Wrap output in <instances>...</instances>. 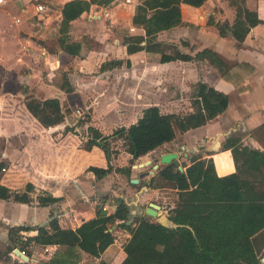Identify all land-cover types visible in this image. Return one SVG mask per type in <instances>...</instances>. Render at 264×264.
I'll list each match as a JSON object with an SVG mask.
<instances>
[{"label": "crops", "instance_id": "1", "mask_svg": "<svg viewBox=\"0 0 264 264\" xmlns=\"http://www.w3.org/2000/svg\"><path fill=\"white\" fill-rule=\"evenodd\" d=\"M27 1H0V183L20 190L27 182L32 183L29 201L0 197V240L8 241L11 225L23 228L20 236L24 248L14 247L28 259L18 258L14 247L10 251L12 258L27 264H53V258L76 248L78 237L69 239L74 242L69 249L65 244L37 241V226L47 225L51 216L57 217L61 227L73 231L101 208L111 212L117 197L130 205L131 212L144 215L145 207L153 201L165 213L161 209L167 189H173L176 197L171 206L178 205L176 200L182 193L179 189L148 185L151 174L145 172L144 166L133 165L126 126L150 103L162 111H178L165 109L159 97H152L155 92L162 94L167 104L183 103L179 101L183 99L184 110L191 109L190 97L198 80L228 95L221 112L163 142L173 145L164 151H177L175 159H185L188 164L193 154L211 156L216 172L223 174L235 170L230 148L222 147L227 137L261 149L250 132L264 123V0H244L263 20L250 26L241 41L230 33L220 34L215 25L218 20L234 21L236 7L231 0H205L200 5L181 1L180 8L183 6L189 14L180 12L178 23L160 29L154 37L174 43L191 57L163 61L159 60V52L126 50L125 34H143L142 27L131 18L123 26L111 18L100 31L85 30L93 24L102 28L104 17L93 19L88 15L86 19L83 10L69 20L67 29H60L65 0H54L58 5L56 13L36 19L33 31L29 27L18 29L11 24L10 13L28 16ZM122 2L130 4L133 13L136 3ZM35 10L40 11L36 5ZM194 11L198 12L196 16L191 15ZM51 23V34L57 39L54 48L43 43L49 37ZM83 34L91 38L93 45L83 41ZM63 36H68V41H79L77 53L71 54L61 46ZM203 48L215 51L226 62V69L206 56L195 55ZM94 131L99 133L94 137L99 144L86 147ZM135 176L138 181H130ZM38 194L57 198L40 203ZM109 221L110 229L122 230L118 227L121 226L128 232L126 236L130 234V218L124 224L116 217ZM122 241L115 236L94 258L109 263L120 261L125 254ZM68 260L74 264L87 262L78 252L76 258L71 256Z\"/></svg>", "mask_w": 264, "mask_h": 264}, {"label": "trees", "instance_id": "2", "mask_svg": "<svg viewBox=\"0 0 264 264\" xmlns=\"http://www.w3.org/2000/svg\"><path fill=\"white\" fill-rule=\"evenodd\" d=\"M103 1L106 0H65L61 6L60 29H67L69 20L86 10L91 2ZM181 1L200 5L205 0H139L134 6L131 20L134 24L146 26L149 31L168 28L180 21ZM231 2L236 7L234 21L218 20L215 25L220 34L230 33L241 41L250 26L263 19L257 17L244 4V0ZM149 20H152L151 23ZM151 35L125 34L123 43L126 50L159 52L160 61L191 57L180 51L174 43ZM60 44L71 54L77 53L80 47L79 41H68L66 36L60 38ZM195 55L206 56L224 70L227 67L226 62L209 48L198 50ZM227 103L228 95L225 92L198 80L193 85L190 97L191 109L162 111L155 103L144 106L137 118L126 126L133 157L172 140L178 131L206 122L221 112ZM90 129L94 130L92 126ZM250 134L261 149L243 144L233 136L227 137L222 143L223 148L231 150L235 165L233 171L218 174L211 156L196 153L189 156L188 164L182 163L183 169L178 168L177 159H172L150 175L148 185L172 186L182 192L179 204L170 206L166 213L171 225L163 224L154 215H150L154 217L151 218L131 212L130 205L122 197H117L111 212L101 208L94 216L77 224L73 231L61 227L57 217L51 216L47 225L37 226V241L65 244L66 249H69V245L74 243L69 239L78 237L73 251L67 250L66 254L53 258L51 262L74 264L75 259L73 262L68 259L78 252L85 258L86 264H91L90 260L115 238L109 220L116 217L124 224L130 218L133 226L121 243L125 252L123 258L115 263L99 260L97 264H262L264 246L262 253L258 254L259 245L256 243L254 247L252 235L264 226V123L253 128ZM98 135L94 131L86 147L99 144L94 138ZM31 188V182H27L22 190L0 183V197L29 201ZM37 197L40 203L57 198L51 194H38ZM21 229L11 225L8 228V241L0 240V264H27L26 261L12 258L10 254L15 245L24 248Z\"/></svg>", "mask_w": 264, "mask_h": 264}, {"label": "rangeland", "instance_id": "3", "mask_svg": "<svg viewBox=\"0 0 264 264\" xmlns=\"http://www.w3.org/2000/svg\"><path fill=\"white\" fill-rule=\"evenodd\" d=\"M120 1V2H119ZM124 2H134L136 3L137 0H122ZM121 0H106L105 2H101V3H98V2H91V4L89 5V7L85 10V12H83V18H87V16L89 15L90 18H93V19H97L99 18V16H102L104 17V20H103V26L102 28H100L99 26H97V24H93V27L92 25H87L84 29L85 30H90V29H96V31H100L104 28V26L106 27L109 23H110V19L111 18H114V22L115 23H120L122 26L131 18L132 16V13H131V10H132V7L131 5L127 4L125 5ZM138 2V1H137ZM27 3H29L28 5V16H23L21 15L20 13H14V12H11L10 14L12 15V20H10V22H12L11 24H13L16 28H28L30 29V31H33L34 28H33V22L36 21V19L38 20H41L43 19V17L45 15H47V13H51L52 15H54L56 13V9H57V4L54 2V0H28ZM37 3H43L45 8L43 10H40V11H36L35 10V5ZM14 6H16V3L14 1ZM135 6V4H134ZM134 6H133V10H134ZM180 3H179V8H180ZM133 12V11H132ZM180 12H183L185 15H188L189 12H186V10L184 9V7L182 6V8H180ZM197 11H194L193 13H191V15H194L196 16L197 15ZM13 17H18V20H15ZM39 17V18H38ZM32 21V22H31ZM150 21L152 20H149V23H151ZM53 23L50 24L48 30H49V33H48V36L47 38H45L43 40V43L48 45L50 48H54L57 44L56 42V38H54L51 34V32L54 31V29L51 27ZM142 27V32L143 34L145 33L147 36L152 34L151 36H153L154 34H156L157 31H159L160 29L162 28H157L155 30H151L149 31L147 29L146 26L144 25H140ZM62 35H64V33H62ZM66 35V34H65ZM83 41L85 42H88L91 40V38H87L86 34H83ZM163 36H166V35H163ZM68 39V36L66 37ZM172 43V42H170ZM89 45H93V42L90 41ZM153 76H156L155 73H153ZM151 83V85L155 86V82H149ZM158 91H159V88H158ZM176 93V92H174ZM179 96V94L177 95ZM183 96H188L187 93H184ZM154 98H158L161 99V101H163V107L165 109H178V111H184V108H182V105H184V101L183 99L179 100V101H182L183 103L181 102H178V103H174V104H167L164 100V96L162 94H159V92H155L153 94ZM161 97V98H160ZM176 144L178 145V142H176ZM173 146L170 142L167 143V144H164V143H161L159 145H157L156 147H154L153 149L149 150L147 153H144V154H141L137 157H134L133 158V163H137L139 161H143L147 158H150L152 161L149 162V163H146L142 166L145 167L146 170H150L152 169V163L156 160H158V157L160 155V153L162 151H164L165 149H167L168 147H171ZM203 151V150H202ZM204 152V151H203ZM175 159V158H174ZM178 165H181L182 166V163H186L187 161L185 159H181L178 160ZM163 163H159L158 166L156 168H154V171H156ZM179 168V167H178ZM180 169V168H179ZM182 169V168H181ZM149 173V172H147ZM130 179V178H129ZM169 191L166 192V194L168 196L164 197V206L162 207L161 210H163L165 213L168 212V208L171 206V203L173 204L176 197H174V190L173 189H167ZM178 202L179 204V200H176V203ZM170 205V206H168ZM144 215L147 216V217H151V218H154L152 216H150L151 214H149L147 211H146V208H145V211H144ZM131 216V215H130ZM120 227V229L122 230H115L113 229V231H116L115 233V236L117 238L118 241H122L126 235H127V231L126 229H124L123 227L121 226H118ZM263 242H264V226H263V229H261L259 232H257V234H255V236H253V244L254 246H256V243H258L259 245V250H257L258 254H261L262 253V250H263ZM168 249V248H167ZM169 251V249H168ZM73 256H77L76 254H72ZM99 260H97L96 258H93L90 260V263L91 264H97ZM261 261H262V264H264V260L261 258ZM109 263V262H107Z\"/></svg>", "mask_w": 264, "mask_h": 264}, {"label": "water", "instance_id": "4", "mask_svg": "<svg viewBox=\"0 0 264 264\" xmlns=\"http://www.w3.org/2000/svg\"><path fill=\"white\" fill-rule=\"evenodd\" d=\"M176 156H177V151H175V150H166V151L161 152L159 157H158V160H156L152 163V169L146 170L145 172H149L150 174H152L154 172V168H156L159 163H167V162L171 161L172 159H174ZM149 162H151V159L147 158L143 161H139L137 163H134L133 165L141 166V165H144V164L149 163ZM178 167L180 169L182 168L181 165H178ZM138 179L139 178L136 176L130 177V181H132V182H136V181H138ZM157 207H158L157 203L150 201L145 208L149 214L154 215L163 224L171 225L172 223L169 221L167 215L165 213L159 211ZM33 222H36V221H33ZM24 223H26V222H24ZM24 223H22V225ZM13 251L17 255H19V257H21L23 260L28 259V256L22 250H20L18 247H14ZM261 258L264 260V255H262Z\"/></svg>", "mask_w": 264, "mask_h": 264}, {"label": "built area", "instance_id": "5", "mask_svg": "<svg viewBox=\"0 0 264 264\" xmlns=\"http://www.w3.org/2000/svg\"><path fill=\"white\" fill-rule=\"evenodd\" d=\"M0 1H2V0H0ZM44 7H45V6H44L43 3H37V4H36V9H37V10L44 9ZM14 19H15V20H18V17H14ZM13 253L15 254V252H13ZM16 256L19 258V255L16 254Z\"/></svg>", "mask_w": 264, "mask_h": 264}]
</instances>
